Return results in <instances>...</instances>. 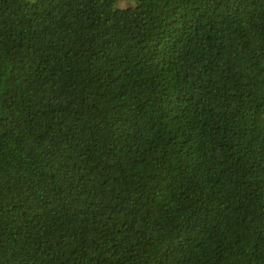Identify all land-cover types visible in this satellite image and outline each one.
Returning <instances> with one entry per match:
<instances>
[{
    "label": "trees",
    "instance_id": "trees-1",
    "mask_svg": "<svg viewBox=\"0 0 264 264\" xmlns=\"http://www.w3.org/2000/svg\"><path fill=\"white\" fill-rule=\"evenodd\" d=\"M0 264H264V0H0Z\"/></svg>",
    "mask_w": 264,
    "mask_h": 264
},
{
    "label": "rangeland",
    "instance_id": "rangeland-1",
    "mask_svg": "<svg viewBox=\"0 0 264 264\" xmlns=\"http://www.w3.org/2000/svg\"><path fill=\"white\" fill-rule=\"evenodd\" d=\"M129 5H131L129 2H127V1H122V2H119L118 3V6L120 7V8H126L127 6H129Z\"/></svg>",
    "mask_w": 264,
    "mask_h": 264
}]
</instances>
